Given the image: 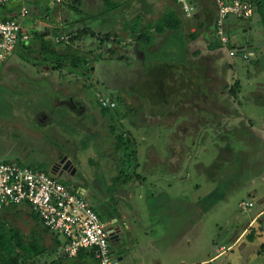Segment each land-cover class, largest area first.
I'll use <instances>...</instances> for the list:
<instances>
[{"label":"rangeland","instance_id":"obj_1","mask_svg":"<svg viewBox=\"0 0 264 264\" xmlns=\"http://www.w3.org/2000/svg\"><path fill=\"white\" fill-rule=\"evenodd\" d=\"M118 1L122 6L110 14L103 12V0H61L54 5L52 0H22L3 11L24 12L21 25L31 35L38 25L58 28L70 36L57 46L60 53H76L87 61L76 68L63 56L44 53L36 37L22 45L25 59L19 70L30 67L24 63L28 57L33 67L49 65V77L59 81L63 73L66 79L60 81L61 93L47 77L43 90L24 95L21 85L34 83L30 74L17 71L11 76L0 69V161L50 173L49 163L67 157L77 172L71 182L61 181L72 187L91 185L96 199L86 197L91 207L107 226L112 225L105 213L110 210L122 228L120 244H111L114 256L124 255L119 264H264V214L258 216L264 211L260 15L254 13L249 21L231 17L226 24L231 44L250 54L243 59L231 55L236 47H221L210 35L213 24L206 19V8L215 18L214 0H195L201 8L194 7V13L200 16L190 18L179 34L157 35L150 48L134 42V34L123 31V22L136 13L154 21L171 0ZM202 20L205 29L198 27ZM84 29L88 34L80 35ZM88 36L97 39L92 52H85ZM68 72L77 79L67 82ZM160 79L162 88L155 84ZM64 92L73 95L66 98ZM83 93L88 97L81 98ZM60 97L67 99L66 105H54ZM103 97L115 101V108H102ZM40 108L72 118L64 128L58 121L45 124L43 137L28 135L40 128L25 112L39 118ZM15 115L18 120L12 119ZM12 122L19 124L8 130ZM57 129L62 137L54 136ZM114 177V191H101L99 187H111ZM28 212L25 206L1 210L0 220L28 237L33 229L42 231ZM41 235L47 250L35 263L63 259V264H81L56 248L49 234Z\"/></svg>","mask_w":264,"mask_h":264},{"label":"built area","instance_id":"obj_2","mask_svg":"<svg viewBox=\"0 0 264 264\" xmlns=\"http://www.w3.org/2000/svg\"><path fill=\"white\" fill-rule=\"evenodd\" d=\"M22 0H0V67L11 57L20 42H28L31 36L24 32L21 19L24 12L4 13L11 3ZM187 17L193 16L194 5L190 0H177ZM61 0H52L51 4ZM216 5V35L222 43L229 42L226 24L231 17L245 21L252 18L255 3L250 0H214ZM194 13V14H193ZM68 35H57L55 40H67ZM237 55L238 49H231ZM240 56L249 58L242 49ZM102 106L114 108L115 101L100 98ZM7 205L29 206L51 232L63 237L61 252L75 256L80 249H88L98 264H119L111 250L109 232L101 216L87 199L60 181L53 173L35 170L13 162H0V209ZM252 206V202H247ZM264 214L262 211L258 216ZM264 217L262 215L260 218ZM264 231V220L260 221Z\"/></svg>","mask_w":264,"mask_h":264},{"label":"trees","instance_id":"obj_3","mask_svg":"<svg viewBox=\"0 0 264 264\" xmlns=\"http://www.w3.org/2000/svg\"><path fill=\"white\" fill-rule=\"evenodd\" d=\"M250 1L258 6L257 8L260 14L261 24L263 26V33H264V0H250ZM171 3L172 5L164 7L162 14L154 21H150V20L144 21L143 14L136 13L135 17L132 20H125L123 22V31L129 35L134 34V39H133L134 42L136 41L145 48L146 47L150 48V46L155 42L157 35H161V34L163 35L167 32L169 33L173 32L179 34L184 28V25L188 23L190 18L193 17L198 18L200 16L199 13H195L193 16L187 17L182 11L181 6L177 0H171ZM122 4L123 2L118 0H103V12L110 14L117 8H120ZM214 6L216 7L215 2H214ZM206 10H207L206 19L210 22L209 25L211 23L213 24V29L212 32H210V35L219 41L217 42L221 47L230 45L233 48L235 47L238 48L236 45L231 44V39H229L228 43L221 42L219 37L216 35V15L215 18L213 17V15H211L212 14L211 8L209 9L206 8ZM198 27L201 29H205L203 20L199 21ZM228 30L230 29H227L226 33L230 35V31ZM60 32L61 31L58 28L56 30L51 29L50 35H44L39 29H37V31H35L34 34L36 38L41 40V46L44 52L52 56H63L65 59L72 62L71 63L72 66L78 68L81 63V60L84 61L87 60L83 59L82 56H79L76 53H70L68 51H66L65 53H60V51L57 49V46L60 44H64L66 43V41L68 42L69 40V39L61 40L57 42L55 40V37L57 35H63L60 34ZM86 34H88V32H86V29L80 31V35H86ZM190 37L193 38L192 34H190ZM256 62L259 61L257 60ZM156 83L157 86H159L160 88L164 87L165 85L163 79H160ZM153 94H155V92H153ZM162 96L163 94L160 92L159 97ZM102 108H110V107L105 106ZM121 144L122 142L117 145L116 149L120 147ZM124 144L126 145L125 147L126 150L129 147V145L127 142H125ZM5 162H11V161H5ZM35 170H39V169H35ZM19 207L20 205H7L4 206L2 209H0V211L8 210V209H12L16 211ZM25 207L29 211L28 212L29 217L32 218L36 226L38 225L41 226L42 231L33 229L30 235L26 237L18 227L9 224L8 221L6 220L5 221L3 219L0 220V264H27L28 262H30V264H37L34 261L35 258H38L40 255L44 254L47 250V247L44 244V237L41 235V232L42 234L43 233L49 234L53 238V241L56 244V248L57 247L60 248L61 251V246H63V240L60 239V236L58 234L51 232L46 226H44L41 219L38 217L36 213H34L30 209L29 206H25ZM84 252L86 253L88 252L93 256V254L88 249H80L77 255L78 254L82 255V253ZM50 264H63V261L62 259H57L56 261H52Z\"/></svg>","mask_w":264,"mask_h":264},{"label":"crops","instance_id":"obj_4","mask_svg":"<svg viewBox=\"0 0 264 264\" xmlns=\"http://www.w3.org/2000/svg\"><path fill=\"white\" fill-rule=\"evenodd\" d=\"M192 1V4L196 7V9L198 8V7H200L201 8V5H200V3L198 2V1H195V0H191ZM258 6L257 5H255V15L254 16H256V14L258 13L259 14V12H258V8H257ZM8 10V9H7ZM13 12H16L15 11V9L13 8V11H10L9 13L11 14V13H13ZM197 13V12H196ZM103 15H104V13H102ZM102 15V16H103ZM260 15V14H259ZM252 18H253V16H252ZM249 20H251V18L249 19ZM249 20H247V21H249ZM229 23V22H228ZM260 25V27H261V23L259 24ZM47 26V25H46ZM262 28H263V26H262ZM22 29H23V31L24 32H26V33H28L24 28H23V26H22ZM37 29H38V27H37ZM51 29H52V27L51 26H49V30H44L42 33L44 34V35H50V34H46L45 32H51ZM52 30H55L54 29V27H53V29ZM30 36H31V38H30V40L32 39V38H34L35 37V34L33 35H31L30 33H28ZM168 34H169V32H167V33H165V34H161L162 36H164V37H167L168 36ZM39 41H40V50H42V52H44V50L42 49V46H41V40L39 39ZM29 42V41H28ZM28 42H26V43H28ZM93 42H97V39H95L94 37H91V36H88V37H86L85 38V44H87L88 43V45H89V49H86V51L85 52H92V51H94V49L91 47L92 46V43ZM26 43H22V42H20V43H18V45H17V47H16V49H15V51H14V53H16L17 52V54H15V55H12L11 57H9L7 60H6V62L0 67V69L3 67V69L5 70V73L7 72V74L6 75H10L11 74V76H13L14 75V73H16L17 71H20L21 73L23 72V73H29L30 74V76H31V78L33 79V81L32 82H34L33 83V85L31 86H29L28 88L26 87V85H21V87H22V89L25 91V92H22L24 95H30L31 94V90H37L36 92H39V91H41V90H43L44 89V85H45V83H46V79H47V77H49V75H50V66L49 65H44L43 64V66L41 67V69H40V66H38V68L37 67H33L32 66V64H34L33 63V61H31V59H29V57L27 58V61H25L24 63H27V64H29L30 65V67H24L22 70H19L20 69V66H21V62H23L22 61V59H25V55H24V53H23V46L22 45H24V44H26ZM19 46H21V47H19ZM247 46H249L248 48H253V45H247ZM19 47V48H18ZM138 47H139V45H138ZM246 47V46H245ZM13 53V54H14ZM44 53H46V52H44ZM14 56H18V59H19V61L16 59H14L13 57ZM52 56V55H51ZM13 58V59H12ZM124 58H126V57H124ZM256 59V58H255ZM135 61L136 60H134V58H133V62L135 63ZM111 68V67H110ZM44 69V70H43ZM93 69V68H92ZM134 72H135V70H133ZM75 72V71H74ZM74 72H68V74H67V76L69 77V80L67 81V82H72V81H74V79L76 80L77 78L76 77H74V75H76ZM137 74L139 75L140 73L139 72H137ZM55 75V74H54ZM55 76H58L59 77V75H55ZM62 76H63V73H62ZM62 76H60L59 78V81L56 79V78H54V77H49V80H51V82H53V83H55L54 84V89L55 90H57L59 93H61L62 91H60V85H62V84H64L63 82H60V81H64V80H66L65 78H63ZM71 77V78H70ZM53 78V79H52ZM55 79V80H54ZM73 79V80H72ZM54 80V81H53ZM66 83V82H65ZM47 84H49V83H47ZM155 84L157 85V83L155 82ZM81 87V86H80ZM12 91H13V88L11 89ZM15 90V89H14ZM81 90H83V91H86V88L84 87V88H82L81 87ZM35 92V91H34ZM158 93H160V92H158ZM64 95L66 96V98L67 97H69L70 95H73V93H71V92H64ZM21 96V95H20ZM22 98H24V100H27L25 97H23V96H21ZM88 96H86V93H83V95L81 96V98H87ZM76 98V97H75ZM23 100V101H24ZM58 100L59 99H56L54 102V105H56V104H58V105H66V102H64V100H67V99H65V97L64 98H62V97H60V101L58 102ZM61 101H63V102H61ZM25 103H27L26 101H25ZM32 107L35 105V104H32L31 103V101L30 102H28ZM23 105V104H22ZM21 105V106H22ZM25 108V107H24ZM72 108L73 109H75L76 110V106H72ZM12 109H13V107H12ZM16 109L14 108V110L13 111H15ZM39 111V110H38ZM42 111V112H41ZM80 111H82V110H80ZM28 112V113H27ZM27 112H25L26 113V118L28 119V120H30V119H32L34 122H35V120H36V122H38V126H39V128H40V130H37V131H29V132H25L26 134H28L29 135V133H30V135H39V136H41V137H43V136H45V133L43 132V131H45L46 130V127L44 126L45 124L46 125H49V123H50V125L52 126V122L53 121H58V122H60V123H62L60 126L61 127H63L64 128V123H66V121H68V119H70V118H72V115H66V116H64V117H60V116H58V117H56L57 115H53V113L52 112H46V110H42L41 108H40V111H39V118H35V116H31V111H27ZM16 113V112H15ZM73 113V112H72ZM17 115H18V117H20L19 116V114L17 113ZM17 115H15L12 119L13 120H18V117H17ZM21 119V118H20ZM22 120V119H21ZM13 123V122H12ZM16 124H19V123H17V122H14L13 124H7V126H8V130H11L12 128H14L15 129V126H17ZM23 131V130H22ZM38 132H40V134H37ZM61 131L59 130V129H57V133L54 135V136H61L62 137V134L60 133ZM8 133L10 134L11 132L10 131H8ZM49 137L51 138V140H50V143L52 144L53 142H56L55 140H53L52 139V136H50L49 135ZM64 140H66L65 138H63ZM54 144V143H53ZM2 161H6V160H2ZM1 162V161H0ZM57 162V161H56ZM53 163V162H52ZM52 163H49V168H50V165L52 164ZM55 163V162H54ZM27 166V165H26ZM30 167V166H29ZM50 171V170H49ZM77 171V170H76ZM51 172V171H50ZM52 173V172H51ZM54 174V173H53ZM56 175V174H55ZM57 176V178L61 181V180H65V181H68V182H71L72 180H70L68 177H66V176H60V175H56ZM117 178H115L114 177V179L112 180V181H110L111 182V187H108V188H105V186L104 187H99L100 188V190L101 191H105V190H107V192L108 191H112L113 189V187L117 184ZM62 182H64V181H62ZM65 184H66V182H64ZM67 186H69V187H71V188H73L74 190H76L78 193H80L81 195H83L85 198L87 197V198H90V199H93V200H96V199H94L92 196H91V193H90V191H92L93 189H92V187H91V185H88V186H85L83 183L81 184H78V185H76V186H74V187H72L71 185H68V184H66ZM106 186H107V184H106ZM96 189H99L98 187H95ZM114 191V190H113ZM169 208V207H168ZM167 211V210H166ZM105 213H107V215H108V218L111 220V222H112V225H114L115 227H116V225H115V223H114V221H115V218L113 219V216L111 215V213H110V210H106V212ZM101 216V215H100ZM102 217V216H101ZM111 226V225H110ZM116 233H117V231H116ZM111 244H113V246H114V248L116 247V246H118L119 244H120V235H119V232L117 233V234H115V237H114V239H113V241H111ZM124 253V252H123ZM87 255H90L91 256V259L93 260V262L91 261V259H87L86 257H87ZM69 257H71V258H74V259H81V264H85V262L86 263H88V264H98V262L96 261V259H95V257L94 256H92L91 254H89L88 252L86 253V252H84V253H82V255H75V256H69ZM119 257H122V259H123V257H124V255L122 254L121 256H119ZM62 261L64 262V260L62 259ZM157 264H161V263H157ZM163 264V263H162Z\"/></svg>","mask_w":264,"mask_h":264},{"label":"flooded vegetation","instance_id":"obj_5","mask_svg":"<svg viewBox=\"0 0 264 264\" xmlns=\"http://www.w3.org/2000/svg\"><path fill=\"white\" fill-rule=\"evenodd\" d=\"M67 160H69V159H66L65 161H67ZM65 161H64V163H65ZM64 163L62 162V158H61V159H59V162L52 163V164L50 165L49 170H50L52 173L56 174V175L66 176V177H68L70 180H74L77 171H75L74 174H71L72 170L74 169V167L72 166V163H71V165L69 166V170H68V171H67V170H64V169H63V164H64ZM65 164H66V163H65ZM75 169H76V168H75ZM97 205H98V203H97ZM102 211H103V210H102ZM103 214H104V213H103ZM101 215H102V214H101ZM113 219H114V218H113ZM114 223H115V225H116V228H117L118 230L120 229V233H121V232H122V228H121L120 225L117 224L116 219H115ZM120 233H119V235H120Z\"/></svg>","mask_w":264,"mask_h":264},{"label":"water","instance_id":"obj_6","mask_svg":"<svg viewBox=\"0 0 264 264\" xmlns=\"http://www.w3.org/2000/svg\"><path fill=\"white\" fill-rule=\"evenodd\" d=\"M38 29H40L42 32L44 30H49V26H42V25H38ZM46 34H50V32H45ZM241 52V50L239 51V53ZM67 159V157H64L62 159V162L64 163V161ZM66 163V164H65ZM65 163L63 164V169L64 170H69V166L71 165V161L67 160L65 161ZM75 173V168L72 170L71 174ZM109 228L111 229V231L109 232V238L111 241H113L115 234H117L118 232L120 233V229L118 230L114 225L109 226ZM117 231V233H116ZM120 260H122V257H117V261L119 262Z\"/></svg>","mask_w":264,"mask_h":264},{"label":"clouds","instance_id":"obj_7","mask_svg":"<svg viewBox=\"0 0 264 264\" xmlns=\"http://www.w3.org/2000/svg\"><path fill=\"white\" fill-rule=\"evenodd\" d=\"M237 49H238V51H240V50H241V52H242V49H245V48H244V47H238ZM241 52H240V53H238L237 55H239V56H240ZM237 55H236V56H237Z\"/></svg>","mask_w":264,"mask_h":264}]
</instances>
